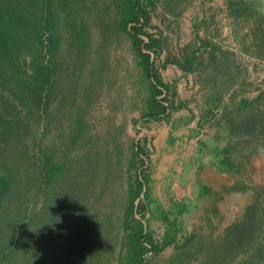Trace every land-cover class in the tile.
<instances>
[{
  "label": "rangeland",
  "instance_id": "374dc122",
  "mask_svg": "<svg viewBox=\"0 0 264 264\" xmlns=\"http://www.w3.org/2000/svg\"><path fill=\"white\" fill-rule=\"evenodd\" d=\"M229 1L225 0L224 10L217 11L215 5L193 0H155L152 27L147 30L163 38L164 51L155 58L156 65L164 82L176 83L178 106L186 104L195 115L183 141L173 138L172 128L176 121L182 124L185 108L173 110L169 117H144L150 84L129 36L120 28L116 5L119 0L52 1L57 27L51 55L59 62L61 95L68 101L58 106V119L52 122L46 144L56 142V157L71 161L72 176L76 168L87 164L88 152L94 162L112 159L110 169L103 163L84 186V218L97 230L92 241L99 248L92 250L90 242L83 255L86 261L94 256L99 259L98 264H118V240L131 231L133 217H146L154 240L170 242L151 264H167L189 235L199 233L216 238L242 216L251 202V186L261 182L264 175L262 141L255 142L257 152L248 158L239 157L246 165L238 174L221 171L212 157L214 150L229 143L223 106L241 98L255 99L264 90V44L260 45L256 31L264 28V20L247 16L235 21L228 15ZM206 9L209 16L199 19ZM203 42L219 48V64L212 65L207 49L203 48L195 60L194 71H184L174 64L161 68L168 56L182 58ZM71 90L72 101L68 97ZM165 96L164 91L159 99ZM209 110L213 114L198 128L201 115ZM80 113L85 119L83 133L73 148L67 134L75 128ZM183 132L180 130L174 136ZM236 136L237 152L243 148L249 154L247 145L252 138L242 132ZM136 142L141 143V155L134 153ZM142 159L149 166L144 185L151 199L143 200L147 210L140 214L137 208L129 211L128 182H135L145 169L141 168ZM83 173L79 172L78 177ZM243 178L248 189H232L240 186L236 182ZM59 194L63 201L67 191L61 190ZM55 198L53 193L49 204L52 209H57ZM42 203V199L36 200L31 209H39ZM61 206L62 210L67 208L66 204ZM61 219L58 231L65 224ZM68 236H61L57 245ZM55 245L50 246L49 252Z\"/></svg>",
  "mask_w": 264,
  "mask_h": 264
},
{
  "label": "trees",
  "instance_id": "16d2710c",
  "mask_svg": "<svg viewBox=\"0 0 264 264\" xmlns=\"http://www.w3.org/2000/svg\"><path fill=\"white\" fill-rule=\"evenodd\" d=\"M52 1L0 0V264H98L99 261L94 256L89 261L84 259L90 242L92 250L99 248L92 241L97 230L85 220L87 210L83 190L88 178L99 172L100 167L107 164L110 169L112 159L107 157L103 165L101 161H91L88 152L85 155L87 164L76 168V174L74 172L72 176L71 161L67 157L63 160L56 157V142L51 146L46 144L52 122L58 119V106L68 101L61 95L59 62L51 55L57 27L53 22ZM116 5L120 28L129 36L138 64L150 84L151 94L144 117H169L173 110L185 108L182 124L176 121L172 128L173 138L183 141L195 115L186 104L178 106L176 83L164 82L156 65L155 58L164 51L163 38L147 30L152 27L156 2L119 0ZM263 5V0H230L228 15L235 21L247 16L264 20ZM256 31L260 45H263L264 28ZM210 46L203 42L182 58L168 56L161 68L174 64L184 71H194L195 60L199 59L197 55L203 48L207 49L212 65L219 64L216 54L219 48ZM222 56L224 60V54ZM72 91L68 96L70 101L73 100ZM164 91L166 96L159 99ZM52 105L56 106L51 109ZM223 107L229 143L214 150L213 164L223 172L238 174L246 165L239 157L248 158L257 152L255 142L264 144V90L255 99L241 98ZM212 114V110L202 114L197 127ZM84 120L80 113L75 128L67 134L73 148L82 138ZM180 130L184 132L174 136ZM239 132L252 138V143L247 145L249 154L243 152V148L237 152L234 139ZM135 147V155L143 154L140 142H136ZM146 163L141 160V168L145 169L135 182H128L129 211L137 208L140 214L147 210L143 200L151 199V193L144 185L149 168ZM81 171L84 173L79 178ZM261 180L251 186L252 200L242 216L225 227L216 238L199 233L189 235L181 246H177V252L167 264H264V175ZM244 182V178L238 179L236 183L240 186L232 189L245 191L248 187ZM61 190L67 191L63 201H60ZM53 193L57 209L49 207ZM40 199L42 206L31 209V204ZM62 204L67 208L62 210ZM67 217L70 220L67 221ZM60 218L65 224L58 231ZM148 222L146 217L132 218L131 231L117 242L120 245L118 264H151L169 245V240H154ZM65 235H69L68 238L63 242L60 240L57 245L59 238ZM54 243L57 246L49 252Z\"/></svg>",
  "mask_w": 264,
  "mask_h": 264
},
{
  "label": "crops",
  "instance_id": "0c3cea01",
  "mask_svg": "<svg viewBox=\"0 0 264 264\" xmlns=\"http://www.w3.org/2000/svg\"><path fill=\"white\" fill-rule=\"evenodd\" d=\"M193 1L196 3L202 4V5H205V4L215 5V6H217L216 7L217 11L225 9L224 8L225 7V0H193ZM205 8H207V6H205ZM206 10L203 12L204 15L202 13H200L201 15L199 16V19L200 18L202 19L205 16H206L205 18H207L209 16V12H208V10L207 11ZM217 11H216V13H217ZM194 23H196V22L194 21ZM194 30H195V28H194ZM263 76H264V74H263Z\"/></svg>",
  "mask_w": 264,
  "mask_h": 264
}]
</instances>
